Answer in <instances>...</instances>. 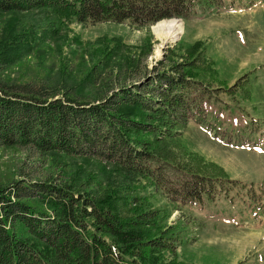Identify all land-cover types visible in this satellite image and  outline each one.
Returning a JSON list of instances; mask_svg holds the SVG:
<instances>
[{"label":"trees","instance_id":"16d2710c","mask_svg":"<svg viewBox=\"0 0 264 264\" xmlns=\"http://www.w3.org/2000/svg\"><path fill=\"white\" fill-rule=\"evenodd\" d=\"M226 7L224 0H0V14H49L54 32L71 23L140 28L205 18ZM206 49L197 40L186 62L162 71L160 62L146 81L126 84L118 73V87L101 80L100 59L77 86L67 79L61 86L15 83L0 65V146L100 158L131 182L103 194L89 184L29 177L0 186V264H185L178 253L183 231L138 192L152 186L173 203L195 205L204 196L228 197V183L238 182L173 141L191 121L203 123L207 112L200 99L206 82L198 78L216 71Z\"/></svg>","mask_w":264,"mask_h":264},{"label":"rangeland","instance_id":"374dc122","mask_svg":"<svg viewBox=\"0 0 264 264\" xmlns=\"http://www.w3.org/2000/svg\"><path fill=\"white\" fill-rule=\"evenodd\" d=\"M224 2L225 10L205 18L164 19L140 28L71 23L54 32L50 29L56 25L47 13H1L0 65L3 77L15 83L61 86L67 79L77 86L100 59L101 80H113L118 87V73L126 84L146 81L160 62L165 63L160 71L186 62L187 49L202 40L216 71L198 78L206 82L200 99L208 103L207 112L203 123L191 121L173 141L219 164L238 182L228 183V197L204 196L195 205L173 203L152 186L138 194L147 196L152 207L165 209L167 223L183 231L178 253L185 264H264V0ZM162 22L179 27L164 23L168 25L155 31ZM174 30L176 36L167 39ZM22 177L89 184L100 194L114 188L124 191L131 183L100 158L0 146V186Z\"/></svg>","mask_w":264,"mask_h":264},{"label":"bare ground","instance_id":"6f19581e","mask_svg":"<svg viewBox=\"0 0 264 264\" xmlns=\"http://www.w3.org/2000/svg\"><path fill=\"white\" fill-rule=\"evenodd\" d=\"M164 23H168L171 26L170 28H174L175 30L177 29V27H179L178 23H175V22H162V23H159V25L155 26L154 30L159 31L163 27V25H168V24H164ZM175 30L172 31V33L170 35L167 34L166 38L167 39L174 38L176 36V34L174 33ZM158 35L160 36V34H158Z\"/></svg>","mask_w":264,"mask_h":264},{"label":"water","instance_id":"95a60500","mask_svg":"<svg viewBox=\"0 0 264 264\" xmlns=\"http://www.w3.org/2000/svg\"><path fill=\"white\" fill-rule=\"evenodd\" d=\"M171 19H179V18H171ZM158 23V22H157Z\"/></svg>","mask_w":264,"mask_h":264}]
</instances>
